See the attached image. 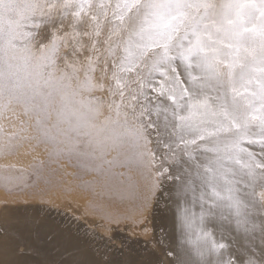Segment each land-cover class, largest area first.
<instances>
[{"label":"snow or ice","instance_id":"6c2138e0","mask_svg":"<svg viewBox=\"0 0 264 264\" xmlns=\"http://www.w3.org/2000/svg\"><path fill=\"white\" fill-rule=\"evenodd\" d=\"M25 141L168 181L169 264H264V0H0V151Z\"/></svg>","mask_w":264,"mask_h":264},{"label":"bare ground","instance_id":"6f19581e","mask_svg":"<svg viewBox=\"0 0 264 264\" xmlns=\"http://www.w3.org/2000/svg\"><path fill=\"white\" fill-rule=\"evenodd\" d=\"M114 170L124 172L123 177L140 178L134 168ZM143 189L148 191L145 184ZM156 190L158 193L154 208L150 207L153 199L142 200L132 219H126V224L121 222L107 226L102 229L103 235L90 234L87 230L91 226L100 228L101 225H107L104 218L96 220L89 216L90 221L83 226L85 230L80 237L70 226L72 221L65 222L63 211L49 215L42 214L40 208L35 206H6L0 214V232L19 241L24 254L17 256L11 251L0 253V264L6 261H17L18 264H72L73 261H87L90 264H169L167 253L178 248L181 233L177 226L175 200L169 182L162 181ZM150 221H154L153 233L146 235L141 227L148 229ZM129 222L137 224L130 225ZM210 227L219 228L218 225ZM224 227L225 238L229 242H247L229 226ZM253 242L257 247L262 244L259 232L253 237Z\"/></svg>","mask_w":264,"mask_h":264},{"label":"rangeland","instance_id":"374dc122","mask_svg":"<svg viewBox=\"0 0 264 264\" xmlns=\"http://www.w3.org/2000/svg\"><path fill=\"white\" fill-rule=\"evenodd\" d=\"M143 185L141 178L131 177L130 183L129 177L90 171L84 162L74 157L55 155L50 144L25 141L0 151V194L3 193L0 196V214L6 206H35L42 214L49 215L63 211L65 222L72 221L70 226L80 237L90 217L105 219L107 225L100 228L91 226L87 230L90 234L103 235L101 232L107 226L126 224V219H132L142 200L153 199L150 207L154 208L158 191H145ZM133 191L135 194L130 195ZM148 193L153 194L150 197ZM153 222L150 221L148 229L141 227L144 234L152 235Z\"/></svg>","mask_w":264,"mask_h":264}]
</instances>
